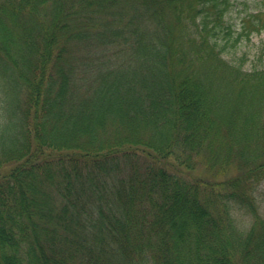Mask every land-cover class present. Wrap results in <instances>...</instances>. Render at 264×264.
Returning a JSON list of instances; mask_svg holds the SVG:
<instances>
[{
    "label": "trees",
    "instance_id": "obj_1",
    "mask_svg": "<svg viewBox=\"0 0 264 264\" xmlns=\"http://www.w3.org/2000/svg\"><path fill=\"white\" fill-rule=\"evenodd\" d=\"M227 5L0 0V264H264V217L231 214L264 176V65L221 56L262 23Z\"/></svg>",
    "mask_w": 264,
    "mask_h": 264
},
{
    "label": "rangeland",
    "instance_id": "obj_2",
    "mask_svg": "<svg viewBox=\"0 0 264 264\" xmlns=\"http://www.w3.org/2000/svg\"><path fill=\"white\" fill-rule=\"evenodd\" d=\"M229 5L224 13V20L229 22L233 33L237 34L241 31V23L243 19L250 15L252 20L262 23L259 27L260 31L256 32L250 24L246 30L250 31V35H241L242 39L233 47H228L226 51L222 52V57L227 61H238L240 55L244 59L240 60L244 63L245 67L248 66H262L264 65V0H228ZM259 10V11H258ZM249 18V19H250ZM228 46H230L228 44ZM225 49V48H224ZM205 159L198 157L193 169L184 170L183 172L189 177L203 176L206 179L221 180L229 174L234 175L237 173L236 168L239 164L234 160L226 166V169H220L217 172L205 166ZM10 165H4L0 171H6ZM185 175V176H186ZM253 202L255 204V212H250L247 208L237 204L231 207L232 220L236 226V230L246 231L252 224L254 216L264 217V176L260 178L253 191L251 192Z\"/></svg>",
    "mask_w": 264,
    "mask_h": 264
}]
</instances>
